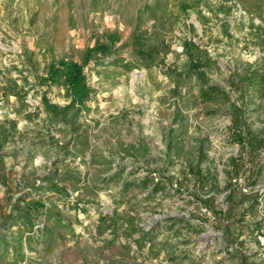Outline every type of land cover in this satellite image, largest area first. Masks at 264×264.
<instances>
[{"label": "rangeland", "instance_id": "374dc122", "mask_svg": "<svg viewBox=\"0 0 264 264\" xmlns=\"http://www.w3.org/2000/svg\"><path fill=\"white\" fill-rule=\"evenodd\" d=\"M89 51L80 104L50 68ZM249 76L264 77V0H0V239L23 241L0 264L245 249L264 203V81ZM202 83L225 94L204 101ZM27 199L41 212L24 227Z\"/></svg>", "mask_w": 264, "mask_h": 264}, {"label": "trees", "instance_id": "16d2710c", "mask_svg": "<svg viewBox=\"0 0 264 264\" xmlns=\"http://www.w3.org/2000/svg\"><path fill=\"white\" fill-rule=\"evenodd\" d=\"M99 49L106 52L108 51L109 48L106 45H104L102 47H99ZM185 49L189 51L190 53L192 52L190 56L191 58L190 62L198 70L200 64H198L197 62L202 61L203 55L198 54L196 56V51L192 50L193 48H190L189 46L185 47ZM91 58H92L91 51H89L82 63H78L75 61L66 62L62 60V61L53 63L50 68V74H49L50 80L52 82H58L61 74L64 73L66 77V84H67V89H68V93L70 97L72 98L74 102H77L80 104L86 101V99L89 96V92H90V88L87 83L84 69H85V66L91 60ZM197 74L201 80L205 77V73H197ZM261 81H264V77L262 78L259 76H249L248 77V82H250L254 87L255 86L259 87L261 85ZM224 94L225 93L221 91L218 87L208 86L202 83L200 95L204 101L221 99ZM45 104H46L47 110L50 113L57 114L58 111L55 106H52L49 102H46ZM236 132L238 136L242 132V126H239ZM70 179L71 178H69V180ZM144 183L148 186L150 184L149 178H146ZM159 184L160 183H158L157 185L159 186ZM24 204H25L26 210L22 212L20 211V213H23V215L20 217V219H18V222H22L23 220V223H21L20 225L24 227H29V225L33 224L35 220L34 216L36 214H39V212H41V208H39L36 205L37 203H35V201H33L32 199L25 200ZM14 240L15 242L13 243L14 244L13 245L9 243L7 241V238L5 237L0 239V247L4 248L2 249L3 253L8 254L11 252V250H13L12 252L18 255L19 253L23 252L22 239L17 238ZM30 243L32 242L30 241ZM11 246H13L12 248L14 249H8L9 247L11 248ZM48 250H52V249H48Z\"/></svg>", "mask_w": 264, "mask_h": 264}, {"label": "crops", "instance_id": "0c3cea01", "mask_svg": "<svg viewBox=\"0 0 264 264\" xmlns=\"http://www.w3.org/2000/svg\"><path fill=\"white\" fill-rule=\"evenodd\" d=\"M259 227V222L245 226V241L241 243L245 249H216L213 255H219L223 264H264L256 235Z\"/></svg>", "mask_w": 264, "mask_h": 264}, {"label": "built area", "instance_id": "2783aa9c", "mask_svg": "<svg viewBox=\"0 0 264 264\" xmlns=\"http://www.w3.org/2000/svg\"><path fill=\"white\" fill-rule=\"evenodd\" d=\"M154 176H156V180H158V177L156 175V173H154ZM264 190H261V192H263ZM263 194V193H262ZM264 197L261 198V200H263ZM261 207V212L263 214L262 216V221H261V225L259 227V229L257 230V241L259 243L260 246V254H261V258L264 260V203H261L260 205Z\"/></svg>", "mask_w": 264, "mask_h": 264}]
</instances>
